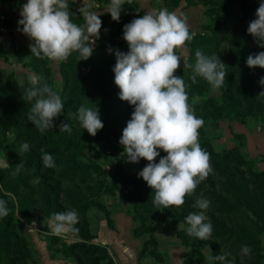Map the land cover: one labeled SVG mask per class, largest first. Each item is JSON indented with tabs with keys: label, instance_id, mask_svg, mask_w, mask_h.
Returning a JSON list of instances; mask_svg holds the SVG:
<instances>
[{
	"label": "clouds",
	"instance_id": "obj_1",
	"mask_svg": "<svg viewBox=\"0 0 264 264\" xmlns=\"http://www.w3.org/2000/svg\"><path fill=\"white\" fill-rule=\"evenodd\" d=\"M78 0H26L21 5L17 31L30 40V53L38 59L64 62L72 53H78L79 61H87L94 53V46L100 39L102 20L91 10V5L82 4L73 11ZM132 0H109L106 13L113 21L119 22L125 5ZM80 15L83 24L73 20ZM255 19L249 22L247 32L258 47L264 48V0H260ZM187 17L178 15L167 8L145 12L123 26L122 39L128 51L108 47L109 54L115 55L114 83L119 89V99L127 102L133 111L126 127L122 130L119 145L126 154V162L138 164L142 159L147 164L138 173L147 186L153 190L152 202L157 209L180 208L186 199L194 195L198 185L206 180L213 169L210 154L199 143V129L204 120L195 115V97L189 103L187 87L183 77L175 75L181 67L182 58L178 51L194 38ZM249 68L264 69V51L249 55ZM225 64L216 54L205 55L200 49L195 52V63L183 60V69L192 70L191 80L203 78L212 88L220 89L228 73ZM37 74L28 77L30 87L22 94L25 102H32L28 120L41 133L51 130L54 119L59 117L64 104L61 95L42 82ZM259 84L264 86V77ZM264 95V91L259 93ZM83 130L95 137L104 124L98 108L81 105L77 116ZM69 123L61 122L60 132L71 133ZM29 144L20 145V152H27ZM166 155L160 157V151ZM43 165L55 168L53 157L41 150ZM160 157L159 162H156ZM0 167H11L7 159H0ZM23 165L17 164L11 173L17 176ZM39 183L37 179L34 181ZM211 202L197 198L192 205L198 212L189 213L185 222L186 234L200 240H209L212 224L206 215ZM7 201L0 199V219L9 215ZM78 213L73 210L51 215L48 226L53 235L62 237L77 232ZM35 224V221L32 222ZM30 230H34L29 226ZM241 253L250 255L251 248L242 246ZM229 254L209 256V260L225 262Z\"/></svg>",
	"mask_w": 264,
	"mask_h": 264
},
{
	"label": "rangeland",
	"instance_id": "obj_2",
	"mask_svg": "<svg viewBox=\"0 0 264 264\" xmlns=\"http://www.w3.org/2000/svg\"><path fill=\"white\" fill-rule=\"evenodd\" d=\"M25 2L26 0H17L15 5L21 8ZM85 2L91 5V10L99 14L102 20L100 39L96 42L94 53L90 58H114V54H109L107 51L108 47L114 49L113 39L109 38V24L108 21L106 22L107 17L110 16L105 12L108 2L104 0H85ZM136 2L142 14L167 8L178 15L186 16L190 31L195 34L192 41L196 50L200 49L209 56L217 55V52L211 49L208 36L213 35L210 27L222 0H215L213 3L210 0H172V2L136 0ZM81 4L82 0H78L77 5L73 6V11L75 12ZM19 11L14 15L0 17V62L2 63L0 65V159H7L11 165L7 169L0 167V199L10 198L14 204V209L8 207L9 215L0 219V264H8L10 261H14L15 264H44L42 260L43 243L46 241L42 238L44 236L48 237L51 245L57 246L59 250L61 239L42 233L50 229L48 220L51 217L43 212H55V209L61 211L74 209L76 212H96V214L101 212V215L104 214L103 212H123L126 216L130 213L132 218L134 212L139 214L144 212L138 206L135 208L137 199L146 209L156 213L154 219H148L144 223L145 227L156 228V239L159 236L165 240L176 238L181 243L177 233L186 229L187 225L178 216L174 217L176 221H170L171 216L166 220L161 213L166 210L157 209L153 205V193H140L132 183L127 189L116 190L113 194L104 192L105 186L111 188L115 183L120 184L122 177H117L118 174L128 177L132 182L140 181L141 178H138L140 162L138 164L126 162L127 157L126 154H122V147L121 151L114 152L111 147L112 138L106 139L100 133L95 137L89 135L82 129L78 119H74L78 114V111H72L74 104H66L70 94H75L74 91L70 93L71 89L83 79V87L93 99L87 100L88 102H84L83 105L93 110L98 108L100 119L111 121L122 134L127 121L117 110L118 87L114 83L113 68L108 69V81L104 83V91L93 93L91 84L84 79L88 69L86 61H79L78 53H72L66 61L59 63L38 59L30 53L29 38L17 31ZM223 11L224 9L220 10L221 13ZM73 20L77 24L79 21L84 23L78 14L73 16ZM178 53L183 64V60L189 57V49L185 46ZM31 74L40 75L43 78L42 82H46V79L50 81V86L61 95L64 104L62 114L54 119L55 126L44 133L36 129L28 120L30 109L26 110L25 106L31 108L32 102H25L22 99V94L30 87L28 77ZM207 97L220 100L221 92L219 89L212 90L210 86ZM201 101L203 99L199 98L196 104H200ZM18 102L22 103L21 109L14 106ZM61 122L70 124L71 133L59 131ZM203 128L211 139L215 154H221L239 145L240 140L237 136L242 135L244 143L241 152L247 160L253 161L251 170L253 172L264 170V120L248 117L244 123H240L228 119L218 121L208 119L204 121ZM28 131L39 132L45 136V141L41 142V135H30L34 138L27 139L25 134ZM25 142L29 144V150L20 152V145ZM42 149L53 157L55 168H47L43 165ZM17 164H22L23 168L13 177L11 173ZM93 165L98 167V170L89 167ZM69 177L72 178V182L68 180ZM37 179L39 183L34 182ZM19 181L25 185H18ZM26 185L32 194L33 210L30 214L21 217L18 213L17 197L10 192V189L18 193L21 189L26 191ZM51 188H53L52 195H50ZM7 221L9 225L5 231L3 226ZM33 221H35L34 225ZM132 222L136 227L141 224L139 220L133 218ZM29 226L34 230H30ZM6 232L10 234L17 232L25 240L30 251L28 258L20 259L17 253L7 258L2 257L3 250L7 247L6 243L11 244L12 239L11 235H6L8 234ZM145 236L148 238V235ZM262 239L264 241V235ZM153 248V244L147 247L148 251ZM156 250H159L158 243Z\"/></svg>",
	"mask_w": 264,
	"mask_h": 264
},
{
	"label": "trees",
	"instance_id": "obj_3",
	"mask_svg": "<svg viewBox=\"0 0 264 264\" xmlns=\"http://www.w3.org/2000/svg\"><path fill=\"white\" fill-rule=\"evenodd\" d=\"M15 1L14 3H17V0ZM104 2L109 3V0H104ZM210 2L213 3L215 0H210ZM259 2L260 0H222L213 17L212 26L210 27L213 35L208 36V41L212 45L211 49L217 52L219 59L226 65L225 71L228 73L224 85L219 89L221 92L220 100L208 98L210 85L200 77H197L196 82L193 83L191 80L192 70H184L183 64L175 73L177 76H183L186 85H188L187 92L190 104L195 97L203 99L200 104L195 103L193 107L194 111H197L195 115L204 121L208 119L212 121L228 119L244 123L248 117L264 120V95H259L264 91V86L259 84L260 78L264 77V69L259 67L249 68L246 64L249 55L264 51V48L258 47L254 38L247 32L249 22L256 18L255 11L259 6ZM223 9L224 11L221 13L220 10ZM140 15L143 14L136 0H132L131 5L124 6L119 22L113 21L111 16L107 17L109 38L113 39L114 50L128 51L127 44L122 39L123 26ZM78 24H83V22L79 21ZM186 47L189 49L187 61L194 64L195 43L191 40ZM177 54L179 55V53ZM204 54L207 55L206 52ZM115 62V55L114 58H89L86 61L88 69L84 79H87V82L91 84L93 93L104 91V83L108 81V69L114 68ZM68 63L71 64V62ZM82 81L80 80L71 89L70 93L74 91L75 94H70L66 103L67 105L74 104L73 112L78 111L84 102H88L87 100H93L83 87ZM49 82L46 79V83L50 86ZM116 105L122 118L128 122L133 107L119 99V89L116 95ZM14 106L21 109L22 103H15ZM25 107L26 110L31 109ZM101 120L104 127L98 133L106 139L112 138L111 147L114 152L121 151L122 148L119 145L121 132L117 131V127L111 121ZM25 135L27 139L31 140L34 137L30 135L40 136L41 134L28 131ZM237 137L240 140L239 145L225 150L221 154H215L211 139L205 133L204 128H200L199 143L210 154L213 171L206 180L198 185L194 195L188 197L182 207L178 209L174 207L166 208L164 209L166 212H161L166 220L168 216H171L168 219L176 221L174 217L178 216L187 225L185 222L186 216L189 213L199 211V209L192 207L197 198H204L211 202L210 208L206 212L212 224V235L209 240L190 237L186 234V229L177 233V238H180L181 244L189 249L184 264H264V246L262 242V235H264V170L258 172L251 170L250 167L253 161L247 160L241 152L244 137L242 135ZM44 141L45 136L41 135V142ZM164 155L166 153L161 150L160 157ZM160 157H157V163ZM146 164V160L142 159L140 161V171ZM89 167L98 170V167L94 165ZM117 177H122L120 178V184L115 183V186L111 185V188L105 186V193L113 194L116 190H125L130 183L140 193H153V190L147 186L142 178L140 181L132 182L122 174H118ZM68 180L73 181L71 177ZM18 185H25V183L19 181ZM52 190L53 188L50 189V195L53 194ZM10 192L17 197L19 215L24 217L30 214L33 207L29 187L26 185V191L21 189L16 193L14 189H10ZM5 201H7V207L14 209V204L10 198H6ZM136 206L143 209L144 212L142 214L134 212L133 220H139L141 224L133 229V234L135 237L148 235L139 256L147 254L157 261H162L161 254L156 250V228L154 226H144L148 219H154L155 212L146 209L139 199L135 203V208ZM171 210H174V212H171ZM57 212L63 211L55 209V212H43V214L51 216ZM77 213L79 223L75 225L78 229L75 235L79 240L70 243L62 242L58 252L65 257L73 258L77 264H102L109 260L106 249L92 242L95 236L90 229L89 212ZM103 213L110 224V212ZM8 225L9 221L5 222L3 226L5 231ZM6 235H11L12 239L11 244L6 243L7 247L3 250L2 257L7 258V256H13L15 253L19 254L20 259L30 256L25 240L17 232ZM149 244L154 245L151 251L147 249ZM242 246H249L251 254L243 255L241 253ZM222 253L229 254L225 262L209 260V256H218ZM8 264H15V262L10 261Z\"/></svg>",
	"mask_w": 264,
	"mask_h": 264
},
{
	"label": "crops",
	"instance_id": "obj_4",
	"mask_svg": "<svg viewBox=\"0 0 264 264\" xmlns=\"http://www.w3.org/2000/svg\"><path fill=\"white\" fill-rule=\"evenodd\" d=\"M14 1L0 0V17L14 15L19 11L20 6H16ZM0 65H2L1 62ZM99 213L90 212L88 221L91 232L95 236L92 242L104 247L108 253L109 260L102 264H184L189 249L183 246L178 239L165 240L161 236L157 238L158 252L163 258L162 261H157L147 254L139 256L143 243L148 238L134 236L133 229L136 226L132 222L131 214L128 213L129 216H126L123 212H110L111 223L109 224L105 215ZM42 233L55 236L51 229ZM42 238L46 240L42 250L44 264H77L73 258L65 257L59 253L58 247L51 245L48 237ZM59 238L60 242L66 243L79 240L76 238L75 232ZM262 242L264 243L263 239Z\"/></svg>",
	"mask_w": 264,
	"mask_h": 264
}]
</instances>
